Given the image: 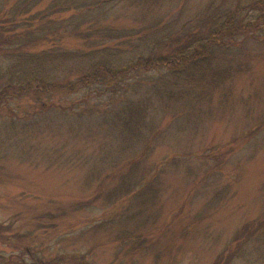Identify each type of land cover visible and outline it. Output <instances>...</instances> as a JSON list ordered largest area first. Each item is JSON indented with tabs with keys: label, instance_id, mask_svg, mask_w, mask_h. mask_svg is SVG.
<instances>
[{
	"label": "rangeland",
	"instance_id": "obj_1",
	"mask_svg": "<svg viewBox=\"0 0 264 264\" xmlns=\"http://www.w3.org/2000/svg\"><path fill=\"white\" fill-rule=\"evenodd\" d=\"M210 2L164 0L158 16L153 19V9L148 17L153 21L163 17L162 28L170 16L178 18L179 27ZM253 2L225 0L226 4L241 3L245 12ZM1 4L0 0V8ZM113 5L88 11L83 17L91 14L129 28L144 24L133 10L121 9L117 2ZM162 28L159 33L166 31ZM68 40L73 45L80 37ZM238 41L236 46L221 47L230 48L234 60L250 65L249 72L242 71L236 81L235 91L243 97L227 106L218 105L193 128L186 123L187 128L183 119L171 121L169 111L165 117V124L171 122V134L152 156L153 162L165 167L160 176V216L153 218L148 230H142L145 235L141 237H137L139 231L130 236L121 232L135 229L144 218L124 221L117 216L123 207L105 204L102 193L115 185L111 177L102 187L100 182L89 183L86 165L66 160L81 152L75 148L89 142L40 130L44 117L59 125L67 110L72 114L87 103L100 108L110 100L117 103L119 96L92 87L56 93L51 106L43 110L29 98L2 106L0 133L24 135L36 130L37 137L25 144L21 157L8 152L0 161V264H23L22 258L30 264L34 256L49 264H264V235L260 229L253 231L264 226V24L251 37L241 35ZM11 116L21 119L7 128ZM64 142L69 143L67 147ZM87 147L94 152L90 143ZM6 149L0 146L4 156ZM248 246L262 248L249 254ZM10 254L18 255L17 260L9 259Z\"/></svg>",
	"mask_w": 264,
	"mask_h": 264
},
{
	"label": "trees",
	"instance_id": "obj_2",
	"mask_svg": "<svg viewBox=\"0 0 264 264\" xmlns=\"http://www.w3.org/2000/svg\"><path fill=\"white\" fill-rule=\"evenodd\" d=\"M1 2L0 109L11 101L20 103L29 98L43 110L56 93L92 87L119 96L117 103L110 100L100 108L87 103L72 110V114L67 110L59 125L53 118L44 117L40 130L43 134L67 133L88 141L94 152L87 151L89 143L84 144L83 148H75L80 153L66 160L86 165L89 183L100 182L102 187V182L111 177L115 185L102 193L105 204L123 207L117 216L124 221L144 218L135 223V229L123 228L121 233L130 236L139 231L137 237L145 235L142 230H148L153 218L160 216V176L165 167L153 162L152 156L171 134V122L165 124V117L172 113L171 121L183 119L193 128L208 119L218 105L227 106L243 97L235 91L236 81L242 71L249 72L250 65L234 60L230 48L224 51L221 46H236L239 36L248 38L256 33L264 24V0H254L248 6L249 12L241 3L211 0L205 10L183 26L176 27L178 18L170 16L163 28V17L153 21L148 15L154 9L153 19L158 16L164 0ZM113 2L120 3L121 9L133 10L144 24L129 28L91 14L83 17L107 4L108 8L118 6ZM33 20H37L36 27L31 28ZM16 27L19 33L12 31ZM161 28L166 31L159 33ZM70 36L80 40L71 45ZM20 119L7 118V128L15 127ZM36 132H1L0 146L7 149L5 156L0 152V161L8 152L21 157L25 144L37 137ZM63 144L67 147L69 143ZM58 150L64 154L63 149ZM189 172L193 177V170ZM259 229L264 235V226L253 231ZM251 236V232L247 234V238ZM260 248L247 250L250 254ZM8 257L17 260L18 255ZM22 262L27 264L24 258ZM30 264L49 263L34 256Z\"/></svg>",
	"mask_w": 264,
	"mask_h": 264
}]
</instances>
